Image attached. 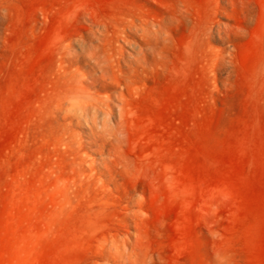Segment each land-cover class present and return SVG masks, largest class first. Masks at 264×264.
Instances as JSON below:
<instances>
[{"label": "rangeland", "instance_id": "374dc122", "mask_svg": "<svg viewBox=\"0 0 264 264\" xmlns=\"http://www.w3.org/2000/svg\"><path fill=\"white\" fill-rule=\"evenodd\" d=\"M0 264H264V0H0Z\"/></svg>", "mask_w": 264, "mask_h": 264}]
</instances>
